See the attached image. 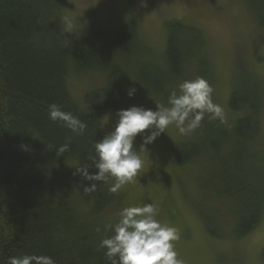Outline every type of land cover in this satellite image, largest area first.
Masks as SVG:
<instances>
[{
    "label": "trees",
    "instance_id": "obj_1",
    "mask_svg": "<svg viewBox=\"0 0 264 264\" xmlns=\"http://www.w3.org/2000/svg\"><path fill=\"white\" fill-rule=\"evenodd\" d=\"M64 2L0 0V264L26 254L51 256L56 264H109L100 242L113 234L104 228L119 215L101 216L121 207L123 194L102 183L85 193L91 182L76 173L91 163L94 144L105 134V114L137 101L142 92L167 105L171 91L197 77L213 88L207 43L197 26L167 21L159 53L127 20L115 23L90 13L84 25L65 32L59 12ZM245 3L254 22L264 26V0ZM238 65L227 100L234 118L221 123L206 116L195 131L203 135L178 142L173 162L205 164L213 195L228 202L239 238L262 220L264 155L254 149L261 133L262 84ZM70 73H100L104 81L77 99L68 87ZM129 87L137 89L132 99ZM51 104L85 122V133L76 135L51 120ZM236 111L241 113L235 118ZM69 137V149L58 153Z\"/></svg>",
    "mask_w": 264,
    "mask_h": 264
},
{
    "label": "rangeland",
    "instance_id": "obj_2",
    "mask_svg": "<svg viewBox=\"0 0 264 264\" xmlns=\"http://www.w3.org/2000/svg\"><path fill=\"white\" fill-rule=\"evenodd\" d=\"M59 12L62 27L68 33L84 25L90 13L115 23L127 20L137 28L144 42L159 53L164 48L167 21L180 20L197 26L211 60L213 101L222 107L225 121L234 118L227 100L238 74L235 63H241L238 68L242 66L243 73L260 80L261 133L254 149L263 150L257 156L264 155V26L254 22L245 0H66L59 4ZM67 81L73 96L80 99L86 89L103 83L104 76L70 73ZM155 104L159 103L142 92L137 101L110 108L103 119L104 133L114 127L118 109L143 105L155 110ZM240 113L234 112L235 118ZM201 135L194 131L182 136L175 126H170L148 146L150 152L142 154L144 166L135 181L118 191L123 194L121 207L105 209L101 218L119 215L125 207L154 202L159 207L157 219L179 231L175 248L184 264H264V205L260 224L238 238L233 231L230 206L213 195L214 181L205 164L173 162L178 142L192 141ZM140 142L137 137V147Z\"/></svg>",
    "mask_w": 264,
    "mask_h": 264
},
{
    "label": "clouds",
    "instance_id": "obj_3",
    "mask_svg": "<svg viewBox=\"0 0 264 264\" xmlns=\"http://www.w3.org/2000/svg\"><path fill=\"white\" fill-rule=\"evenodd\" d=\"M137 89L129 87L126 95L135 97ZM213 88L203 77L185 80L168 96L167 106L155 104V110L143 105H131L118 109L116 121L111 131L94 144L95 154L91 163L76 168L83 180L91 182L84 185L85 193L96 190L97 183L109 185L115 193L137 178L144 166L142 154L150 152L152 145L170 126H175L180 135H188L201 127L207 116L209 120L224 122L222 107L213 101ZM49 118L61 121L76 135H83L87 124L66 112L57 104L49 105ZM137 137L140 144L137 147ZM68 143L60 146L58 153L69 149ZM94 168L96 171L91 172ZM157 204L130 206L121 209L119 219L106 225L104 230L113 234L101 240L109 264H184L175 248L180 239L177 228L161 223L157 219ZM101 229L97 228L99 232ZM8 264H56L51 256L23 255L10 257Z\"/></svg>",
    "mask_w": 264,
    "mask_h": 264
}]
</instances>
